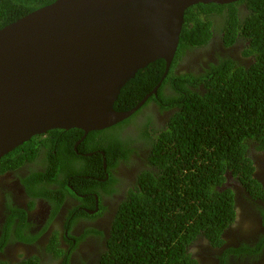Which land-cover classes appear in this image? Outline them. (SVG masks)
<instances>
[{
	"label": "trees",
	"instance_id": "obj_1",
	"mask_svg": "<svg viewBox=\"0 0 264 264\" xmlns=\"http://www.w3.org/2000/svg\"><path fill=\"white\" fill-rule=\"evenodd\" d=\"M56 1L0 0V30ZM245 9L247 12L242 14ZM218 35L227 48L238 38L246 41L239 53L240 57L250 59L243 60L246 66L230 57L211 63L203 71L199 67V72H179V63L187 51L208 48ZM165 73V60L140 70L121 90L115 111L132 110L161 84L157 96L152 95L142 109L119 125L91 132L77 150L75 146L84 137L83 131L52 130L49 142L39 143L35 137L0 159L3 171H13L26 161L35 160L42 145L47 148L50 169L45 175L34 174L22 182L29 195L51 201L56 216L66 199L65 191L70 190L71 178L75 183L79 177L86 184L90 182L77 188L78 184L72 183L79 192L87 190L98 195L97 188L103 186L100 180L106 179L105 173L110 175L135 152L132 140L136 139L128 128L140 133L139 138L150 145L152 166L138 174V186L119 208L107 249L95 264H200L194 247L204 244L211 250L223 248L227 243L226 230L236 218L235 193L226 186L227 175L232 174L253 196L264 199V189L254 176L251 159L254 153L264 154V0L189 8L176 57L164 79ZM151 104L160 112L170 111L166 122H153L154 113L147 110ZM146 111L149 114L143 117ZM99 151L105 155H78ZM116 182L111 174L106 186ZM53 184L61 186L59 198L50 189ZM11 214L4 226L0 251L10 240L9 230L17 217L20 222L14 228L16 239L28 243L37 240L24 235L31 227L25 214L14 209ZM81 218L92 219L78 213L67 224L68 230ZM92 233L95 232L88 230L77 239V244ZM57 236L48 246L56 252L53 259L42 264H57L61 258L63 264H71V255L60 248ZM263 242L255 247L243 244L238 251L229 249L223 256H215L219 264H231L230 255H260ZM14 264L41 263L33 255Z\"/></svg>",
	"mask_w": 264,
	"mask_h": 264
},
{
	"label": "water",
	"instance_id": "obj_2",
	"mask_svg": "<svg viewBox=\"0 0 264 264\" xmlns=\"http://www.w3.org/2000/svg\"><path fill=\"white\" fill-rule=\"evenodd\" d=\"M241 0H57L0 30V159L52 130L128 120L114 104L140 70L176 57L186 11ZM89 154L88 156H90Z\"/></svg>",
	"mask_w": 264,
	"mask_h": 264
},
{
	"label": "flooded vegetation",
	"instance_id": "obj_3",
	"mask_svg": "<svg viewBox=\"0 0 264 264\" xmlns=\"http://www.w3.org/2000/svg\"><path fill=\"white\" fill-rule=\"evenodd\" d=\"M246 12V9L241 11L242 14ZM221 37L220 35L214 36L208 48L201 47L187 51V54L179 63V72H195L196 68L199 67L203 71L205 68H209L211 63L217 64L218 60L230 57L232 60L233 58H237L240 64L246 66V62L243 60L250 59L239 56L240 51L246 46V41L238 38L237 43L231 46V48H227L223 46ZM196 72H199V70ZM148 108L153 113L156 112L158 115L157 119L161 124L162 122H166L170 117V111L160 112L156 106H149ZM51 138L52 134L49 131L44 135L36 136V141L38 140L39 143L43 141L49 142L48 139ZM50 141L54 144L53 140ZM132 141V148L135 152L131 154L130 160L128 162H121L116 170L110 171V175L112 174L117 180L116 183L106 186L110 180V175L109 173H105L106 179L100 180L103 186L100 189L99 187L97 188V190H100L97 195L92 192L88 193L87 190L79 192L75 189L74 185H71L75 183L74 178H71L68 182L70 190L65 191L66 199L56 216H53L54 204L44 197L29 195L25 184L22 182L23 179H30L34 174L45 175L46 171L52 166V163L48 164L47 162L48 150L44 145L38 151L35 160L31 162L26 161L20 168L13 171L9 169L3 171V168L0 167V241L4 237V226L7 224L8 218L12 216V209L16 213L21 212L25 214L26 223L28 222L31 226L28 231L27 229L25 230L24 235H31L37 239L33 243L17 240L14 228L16 224H19L20 219L18 217L14 218L15 225L12 226L13 228L10 227L9 230L11 238L1 248L0 261L14 264L34 255L39 258L41 264L43 263L42 261L49 263L56 252H53L48 246L54 235L58 234L59 246L61 249L69 251L71 264H82L83 262L95 264V260L101 252L107 249V242L110 238L113 222L119 208L128 200L131 192L135 191L138 186V174L142 170L151 168L149 167L151 165L149 163V143L134 139ZM148 142L151 143L152 141ZM96 153L105 155L104 152L99 151L91 153L90 157L95 156ZM78 155L86 158L89 157V154L78 153ZM251 159L255 166L254 176L264 189V154L254 153ZM104 169H107L105 165ZM79 178L80 180L75 183V185L78 184L76 188L79 185L86 186L90 183L88 177L86 178V181L89 182L87 184L81 177ZM128 180H130V184H127ZM226 186L235 193L236 218L225 233V240L229 244L226 243L223 248L213 250L208 248L209 251L215 252H209L210 257L214 255L221 257L229 249L238 251L242 248L243 244L255 247L264 241V199L253 196L230 173L227 175ZM60 187L56 184L50 185V189L54 191L53 193L57 198L60 197V192L58 191ZM81 212L87 214L92 219L81 218L75 222L72 229L68 230L67 224L72 222L77 214ZM88 230H93L95 233L90 234L82 243L77 244V239L84 236ZM74 245L75 249L72 248ZM231 246L234 248H229ZM229 258L232 261L231 264H264V242L260 255L253 257L252 255L246 257L240 256L239 258H236L235 255H230ZM57 264H63V258L59 262L57 261ZM200 264H219V262L218 259L216 262L214 258L205 257L201 260Z\"/></svg>",
	"mask_w": 264,
	"mask_h": 264
},
{
	"label": "rangeland",
	"instance_id": "obj_4",
	"mask_svg": "<svg viewBox=\"0 0 264 264\" xmlns=\"http://www.w3.org/2000/svg\"><path fill=\"white\" fill-rule=\"evenodd\" d=\"M202 64V63H201ZM201 67H203V66H201ZM179 68V67H178ZM197 70L199 69V68H196ZM199 71H201L200 69H199ZM151 107H154L155 105H153V104H151L150 105ZM149 112L151 111L149 108L147 109ZM147 112V111H146ZM158 113V112H157ZM149 113L147 112V113H145V114H143V117L144 116H147ZM155 114V115H154ZM154 114H152V115H154V117H153V122H155V124H158V115L156 114V112L154 113ZM156 117V118H155ZM149 118H150V116H149ZM128 132H130L131 133V135H133L134 136V138L137 140L138 139V141H141V139L139 138V134L140 133H137L133 128L131 129V128H128ZM130 182V180H128L127 181V184ZM130 184V183H129ZM228 244H229V242H227ZM231 247H233V246H231ZM194 251L196 252L197 251V254H198V256H199V259H201V260H203L205 257H208V258H214V260L217 262V257L214 255V256H209V252H213V251H209V249H208V247L207 246H204L203 244H200L199 246H196V247H194ZM213 253H215V252H213ZM208 254V255H207Z\"/></svg>",
	"mask_w": 264,
	"mask_h": 264
},
{
	"label": "bare ground",
	"instance_id": "obj_5",
	"mask_svg": "<svg viewBox=\"0 0 264 264\" xmlns=\"http://www.w3.org/2000/svg\"><path fill=\"white\" fill-rule=\"evenodd\" d=\"M231 225V224H230Z\"/></svg>",
	"mask_w": 264,
	"mask_h": 264
}]
</instances>
